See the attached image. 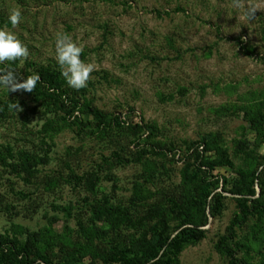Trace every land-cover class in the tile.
Segmentation results:
<instances>
[{
	"label": "rangeland",
	"instance_id": "1",
	"mask_svg": "<svg viewBox=\"0 0 264 264\" xmlns=\"http://www.w3.org/2000/svg\"><path fill=\"white\" fill-rule=\"evenodd\" d=\"M249 4L260 8L252 19ZM12 8L23 12L14 31L29 55L6 68L21 77L33 70L27 61L60 70L55 38L68 33L96 68L87 87L75 92L110 117L143 118L151 133L126 124L99 130L87 111L82 130L64 111L0 88V151L11 146L10 160L21 170L0 168V234L24 241L36 233L37 246L57 262L118 264L117 251L142 250L139 238L158 220L169 223L172 237L186 220L206 235L183 248L182 264H229L217 244L243 214L241 195L232 192L238 171L255 174L264 188V0H0L6 18L0 27L8 25ZM12 101L22 111L7 107L2 114L4 102ZM203 138L207 161L233 162L200 171L212 184L207 198L200 176L185 177L194 171L192 158L182 160ZM164 148L174 151L163 155ZM145 149L157 152L131 161ZM260 194L258 185L253 197ZM191 197L201 202L188 206ZM204 211L208 223L196 226ZM255 223L249 214L237 229L234 245L244 258L261 257L253 242L249 252L242 247ZM260 223L263 229L264 216Z\"/></svg>",
	"mask_w": 264,
	"mask_h": 264
},
{
	"label": "trees",
	"instance_id": "2",
	"mask_svg": "<svg viewBox=\"0 0 264 264\" xmlns=\"http://www.w3.org/2000/svg\"><path fill=\"white\" fill-rule=\"evenodd\" d=\"M158 15H162V12L158 11ZM0 22L5 23L6 18L0 14ZM18 61V60H17ZM17 61L7 62L5 61L1 69H6L7 66H13ZM28 68H33L30 72H26L24 77L33 73H38L40 75V81L34 91L26 92L35 102H41L45 104L46 109H60L65 112V119H74L78 123L79 127L83 130L85 127V120L82 116L84 112H88V116L92 115L97 121L98 129H110L113 125L119 126H130L132 129H137L143 133L149 135L151 133L150 127L144 124V119L141 122L133 123L129 116H125L124 112L112 113L111 117L106 115L103 111L93 105L91 99L83 95H78L75 90L70 87L65 78L61 75V70L55 69L50 65H36L35 62H26ZM81 93V92H80ZM5 103V107L1 109V113H5L8 107V103ZM52 111V110H51ZM135 112V110H130ZM74 123V122H73ZM126 124V125H125ZM108 127V128H107ZM150 131V132H149ZM207 139L203 138L202 141H196L193 144H199L194 149L189 148L186 157L182 160L189 159L190 166L193 167L192 175L186 173L185 177H199L205 185L202 187V196L207 198L213 193L212 184L207 180V175L200 173L203 168H208L209 170L214 169L220 163L233 165L230 159H223L219 162H210L207 156H204V152L207 151L205 146ZM134 144L138 145L135 141ZM202 146V148H200ZM163 149V155H169L174 149L169 148ZM142 150L137 158L131 161L139 162L141 161L143 155L156 153V149L152 150ZM179 149H175L178 152ZM5 153H7L5 155ZM118 162H121L117 152H114ZM14 152L11 146H7L5 151H0V168H10L15 173H19L21 170L18 166L13 164ZM31 159L25 157L24 165L31 169L34 166L31 163ZM129 161V160H128ZM44 162V157L39 158V163ZM130 162V161H129ZM32 165V166H31ZM32 168V169H33ZM210 173L211 171H204ZM240 176L239 180L235 183V188L232 192L241 195L240 201L243 205V214H236L230 221L228 226L227 234L223 239L217 244L218 250L227 256L229 264H264V226L261 229L260 221H263L264 216V188L262 185L261 178L255 176V174H249L247 170L241 169L238 171ZM248 175H250L248 177ZM76 180H82L84 176H79L73 174ZM225 183L228 182L227 177L224 178ZM259 180V181H257ZM30 181V180H29ZM261 185V194L258 197H253L255 195L256 186ZM21 194H24L21 192ZM28 196V195H27ZM26 196V197H27ZM216 200L220 201L221 194L218 192L213 194ZM170 204L177 208L178 210L184 209V205L177 202L176 199L170 198ZM199 200H194L192 197L188 199L185 203L188 206L197 205ZM249 214L254 215L256 218V229L252 231L248 239L243 242V246L247 252L253 247L250 245L253 242L258 253L261 255L260 258L248 259L240 255V247L237 248L234 243L238 237V226L243 224ZM204 218L196 226L206 225L208 223V216L204 211ZM186 220H182L178 227L182 228L178 235L172 237L170 232V226L167 221L158 220L155 222L150 231L144 235V237L139 238L138 244L142 247V250L135 254L126 253L125 250H118L119 263L118 264H182L181 252L183 248L188 245V242H195L200 240L206 235L205 230L197 229L191 226H187ZM258 226V231H257ZM26 240L21 241V239L16 234H10L6 232L5 234H0V264H69L65 262H57L49 253L43 252L36 244V233H30ZM244 250V249H243Z\"/></svg>",
	"mask_w": 264,
	"mask_h": 264
},
{
	"label": "clouds",
	"instance_id": "3",
	"mask_svg": "<svg viewBox=\"0 0 264 264\" xmlns=\"http://www.w3.org/2000/svg\"><path fill=\"white\" fill-rule=\"evenodd\" d=\"M260 9L255 4H249L246 8V15L249 19L254 17L255 12ZM23 20V12L20 8H12L8 12V25L0 27V64L5 61L14 62L29 55L28 46L20 39L14 31ZM84 46L73 39L65 32L57 33L55 38V59L60 67L61 75L67 84L80 90L87 87L91 74L96 70L95 65L82 59ZM40 81V75L33 73L22 78L14 68L0 69V88L7 93L35 90ZM9 110L22 111L18 102H10Z\"/></svg>",
	"mask_w": 264,
	"mask_h": 264
}]
</instances>
